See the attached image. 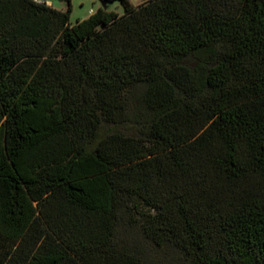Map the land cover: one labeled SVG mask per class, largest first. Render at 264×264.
Masks as SVG:
<instances>
[{"label":"trees","instance_id":"trees-1","mask_svg":"<svg viewBox=\"0 0 264 264\" xmlns=\"http://www.w3.org/2000/svg\"><path fill=\"white\" fill-rule=\"evenodd\" d=\"M108 1L0 0V264H264V0Z\"/></svg>","mask_w":264,"mask_h":264},{"label":"rangeland","instance_id":"rangeland-1","mask_svg":"<svg viewBox=\"0 0 264 264\" xmlns=\"http://www.w3.org/2000/svg\"><path fill=\"white\" fill-rule=\"evenodd\" d=\"M53 3L54 7L61 11L71 8L70 23L76 24L82 20L90 10H97L101 4L97 0H46ZM147 0H131L133 6H139ZM110 10L119 15H123L125 10L122 4L115 1L110 4ZM117 246L126 248L129 252L136 255L143 264H187L186 257L173 247H157L150 242L140 230L139 225H129L126 215L122 216L117 228Z\"/></svg>","mask_w":264,"mask_h":264},{"label":"crops","instance_id":"crops-1","mask_svg":"<svg viewBox=\"0 0 264 264\" xmlns=\"http://www.w3.org/2000/svg\"><path fill=\"white\" fill-rule=\"evenodd\" d=\"M48 4H49L50 6H52V7H54L53 3H49V2H48ZM54 8H55V7H54ZM98 8H99V7H98ZM98 8H97V9H98ZM95 11H96V10L91 9L90 12H89V14H87L82 20H85V19L89 18V17H90ZM82 20H78V21H82Z\"/></svg>","mask_w":264,"mask_h":264},{"label":"water","instance_id":"water-1","mask_svg":"<svg viewBox=\"0 0 264 264\" xmlns=\"http://www.w3.org/2000/svg\"><path fill=\"white\" fill-rule=\"evenodd\" d=\"M97 1L101 4V7H103L104 9H107V7L109 5L108 0H97Z\"/></svg>","mask_w":264,"mask_h":264},{"label":"built area","instance_id":"built-area-1","mask_svg":"<svg viewBox=\"0 0 264 264\" xmlns=\"http://www.w3.org/2000/svg\"><path fill=\"white\" fill-rule=\"evenodd\" d=\"M35 1L41 2V3L46 2L45 0H35Z\"/></svg>","mask_w":264,"mask_h":264}]
</instances>
